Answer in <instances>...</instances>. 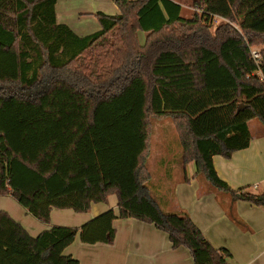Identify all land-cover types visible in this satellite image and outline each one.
Segmentation results:
<instances>
[{
  "label": "trees",
  "instance_id": "1",
  "mask_svg": "<svg viewBox=\"0 0 264 264\" xmlns=\"http://www.w3.org/2000/svg\"><path fill=\"white\" fill-rule=\"evenodd\" d=\"M57 1L0 0V51L17 55L0 70V196L45 223L54 208L87 212L112 195L120 212L32 236L0 209V264H79L64 249L78 234L112 243L117 217L154 224L195 264H232L187 211L153 196L150 143L153 120L171 118L184 164L211 192L264 205L213 161L250 145L251 120L264 127V0H191L201 11L188 17L187 0H115L120 13L98 12L101 29L85 36L57 22Z\"/></svg>",
  "mask_w": 264,
  "mask_h": 264
},
{
  "label": "crops",
  "instance_id": "2",
  "mask_svg": "<svg viewBox=\"0 0 264 264\" xmlns=\"http://www.w3.org/2000/svg\"><path fill=\"white\" fill-rule=\"evenodd\" d=\"M98 3L103 4L96 13H120L115 0H99ZM59 4L58 0L57 22L67 24L66 15L60 16ZM188 8L191 10L189 16L199 10L197 5L183 4V16L188 17ZM216 18L224 20L219 16ZM140 38L144 40V32ZM257 48L261 50L262 46L257 45ZM257 121L252 125L249 122L253 138L247 148L234 152L230 158L216 155L213 161L220 178L233 189L246 188L259 194L264 192V127ZM162 129L160 135L157 134L156 149L152 146L154 127L150 143L148 169L151 179L148 185L153 196L166 211H187L215 247H226L232 252V264H264V205L234 198L223 191L211 192L208 184L196 176V162L184 164L183 146L181 144L182 147L178 148L179 143L169 136L171 127L163 126ZM175 130L179 136L176 127ZM173 141L177 143L176 149ZM110 208L119 215L114 195L109 197L108 202L93 203L87 212L54 208L50 222L45 223L29 213L11 195L0 196V209L7 211L32 236L53 226L79 228ZM232 215L243 225L237 223ZM113 224L116 235L112 243H85L78 234L64 249V254L73 256L79 264H195L189 249L184 246L174 248L168 234L152 223L134 217H117Z\"/></svg>",
  "mask_w": 264,
  "mask_h": 264
},
{
  "label": "rangeland",
  "instance_id": "3",
  "mask_svg": "<svg viewBox=\"0 0 264 264\" xmlns=\"http://www.w3.org/2000/svg\"><path fill=\"white\" fill-rule=\"evenodd\" d=\"M98 2L99 0H59L60 4L58 9L61 17L66 15L65 22H67L68 25H70L73 29L77 30L83 35H88L101 29V24L96 11L100 9V6L103 3H98ZM186 3L192 6L191 0H187ZM85 9H91V10H85ZM190 11L191 10H189L188 8L186 10V15ZM222 22L224 21L215 20V22L212 25V30L214 31L216 26ZM140 35L142 36V32H140ZM141 41H143L142 38ZM252 47L254 49H258L257 45H252ZM12 57H15L17 64V55L15 53L0 51V70H3V67L6 65H10V67L12 66L13 64ZM255 122L257 123L258 121L252 120L250 122V125H252ZM163 126L171 127V129H169L170 130L169 136L175 139V141H177L179 144H177L174 141L173 143L174 144L176 143L178 145L177 147L181 148L182 146L179 140V136L175 130V126L171 118H167L165 120H153V127L155 130L154 133L155 136L152 138L153 148L156 149L157 134L160 135V130L162 129ZM176 144L173 145L175 149L177 148Z\"/></svg>",
  "mask_w": 264,
  "mask_h": 264
},
{
  "label": "built area",
  "instance_id": "4",
  "mask_svg": "<svg viewBox=\"0 0 264 264\" xmlns=\"http://www.w3.org/2000/svg\"><path fill=\"white\" fill-rule=\"evenodd\" d=\"M198 11H201V10L199 9ZM214 19L217 20L216 17ZM251 55H252L253 60L256 63H259L260 62V60H261V52H260V49H254L253 47H251Z\"/></svg>",
  "mask_w": 264,
  "mask_h": 264
}]
</instances>
